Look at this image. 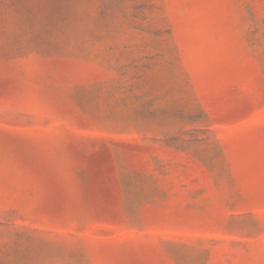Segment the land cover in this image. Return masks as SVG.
I'll return each instance as SVG.
<instances>
[{
    "label": "rangeland",
    "instance_id": "1",
    "mask_svg": "<svg viewBox=\"0 0 264 264\" xmlns=\"http://www.w3.org/2000/svg\"><path fill=\"white\" fill-rule=\"evenodd\" d=\"M0 264H264V0H0Z\"/></svg>",
    "mask_w": 264,
    "mask_h": 264
}]
</instances>
